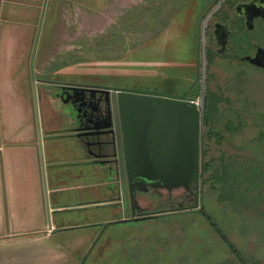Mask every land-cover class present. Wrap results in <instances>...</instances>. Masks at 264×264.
<instances>
[{
    "label": "flooded vegetation",
    "instance_id": "af4514ba",
    "mask_svg": "<svg viewBox=\"0 0 264 264\" xmlns=\"http://www.w3.org/2000/svg\"><path fill=\"white\" fill-rule=\"evenodd\" d=\"M154 6L161 13L159 26L163 23L167 25L174 7L177 8L175 0H159ZM193 19L192 26L195 27L197 43L194 78L182 75L168 76L165 79L167 84L164 83V87L158 92L175 96L198 93L189 99L198 106L200 98L204 95V115L200 133L202 161L197 179L185 185L169 188L164 184L153 183L139 177L132 183L126 181V185L123 186L120 176V155L123 156L125 163L127 156L130 159L151 157L156 154L151 153L149 147L155 146V142L147 138H140L134 145L128 142L125 137L128 138L133 130L137 133L139 130L132 127V115L125 110L123 125L125 137H121L122 149H119L116 134L119 127L122 135L121 112L114 109L110 101L111 94L103 91L104 85L101 83L67 82L37 78L33 74V77H30L31 87L34 88L36 83L37 90L44 94L42 134L48 139L61 141L67 148H74L76 152L93 155L90 161L86 160L83 163L87 165L90 162L93 165L92 175L107 181L110 192L114 193V199L121 206L114 211L115 218L109 225H132L164 216L198 214L211 226L225 248L217 249L213 244L209 250L207 249L205 262L201 263L195 255L197 259L188 260L187 255L181 258L189 264H209L207 258L209 261L211 256L212 264H264V0H205L203 4L195 7ZM219 60L225 61L232 69L231 72L234 73L233 77L242 95L246 89L250 93V96L246 97L248 101L242 106L243 110L249 108L253 111L251 121H248L245 112L242 111L243 113L236 114V120L226 122L225 129L242 132L247 130L245 128L250 123L256 127L251 139L253 154L251 160H244L240 155L234 165L223 163L221 174L216 172L218 169L214 167L211 158L208 159L211 157L209 140L216 143H222L224 140L221 131L215 130L214 123L218 122L219 111L227 105L224 103L221 88L210 86L213 69ZM251 68L261 76L259 89L255 87L256 83L249 70ZM173 82L179 86L185 84L187 86L180 90L176 86L172 87ZM248 82L251 87L247 85ZM260 89L261 96L257 94ZM171 115L175 118L176 111L174 110ZM138 142L140 143L137 144ZM132 147L138 148L140 152H134L131 150ZM172 151L170 156L174 157L175 153ZM68 171L61 172H64V175L59 181L70 182L75 178L71 171ZM211 190L217 191L214 197L208 193ZM207 197L218 203L217 210L224 219L229 218L227 210L235 212L237 222L234 223L229 218L226 228L218 225L206 208ZM77 202L81 203L80 207L71 208L73 203L69 200L64 210L88 209L86 201L76 200ZM101 202L99 199L92 200L90 205L98 207ZM233 232L237 235L235 239ZM89 236L87 234L85 242L78 244L76 251L83 249V245L87 246ZM149 239L150 234H146L138 240L145 242ZM206 239L205 242L216 243L213 238ZM74 253L75 250L68 254L65 264H84L77 262V259L72 261Z\"/></svg>",
    "mask_w": 264,
    "mask_h": 264
},
{
    "label": "rangeland",
    "instance_id": "374dc122",
    "mask_svg": "<svg viewBox=\"0 0 264 264\" xmlns=\"http://www.w3.org/2000/svg\"><path fill=\"white\" fill-rule=\"evenodd\" d=\"M204 1L175 0L177 8L174 7L167 25L163 23L159 26L161 13L155 8L153 1L146 0L144 6L138 9L142 11V15L132 19L135 21L134 24H123L127 29L119 27L112 30L107 39L98 37L97 41H91L88 32L83 31L82 36L75 31L65 32L63 24L57 21V16L42 11L39 36L30 44L31 46L13 48L15 55L17 53L15 71L18 72L22 64V67L24 65L29 71L30 77L34 74L37 78L101 83L110 88L160 91L164 83L167 84L165 79L168 76L182 75L194 78L197 43L195 27L192 26L193 11ZM5 32L3 31L2 35L0 33V38L5 35L4 38L8 40L26 41V31L16 32L19 34L17 37ZM67 33L73 37L71 41L63 40ZM231 70L225 61L219 60L213 69L210 82L212 88H221L224 103L227 105L219 111L218 122L214 123L215 130L221 131L224 140L222 143L209 140L211 157L208 159L211 158L214 167L218 169L216 171L218 174L222 173L223 163L234 165L240 155L244 160L250 161L253 155L251 139L256 129L252 126L253 123L248 124L245 128L247 130L242 132L225 129L226 122L236 120V114L243 113L242 106L248 101L246 97L250 96L247 89L242 95ZM249 70L256 83L255 87L261 88V76L255 69ZM173 83L172 87L176 86L180 90L187 86ZM247 85L251 87L249 82ZM30 88L34 97L33 87ZM260 92L261 89L257 94L261 96ZM244 112L248 121H251L252 109L247 108ZM97 182L92 183L96 187L98 185V192L93 189L90 195L82 193L81 196L79 184L82 181H73L61 189L65 190L62 194L75 195L76 200L79 193V200L98 198L102 201L98 207L89 205L88 209L79 208L77 211L61 209L58 213L56 212L58 210H55L52 214L57 213L64 222V227L58 230V233L51 239L37 243L34 248L38 246L40 248L38 250L18 245L15 248H24L23 251L18 249V252L12 254L0 253V264H65L68 254L74 250L76 253L72 261L77 259V262L84 264H189L181 256L187 255L188 260L198 258L201 263L205 262L207 249L209 250L213 244L217 249L225 248L211 226L198 214L164 216L132 225H109L115 218L114 211L121 206L114 199V193L107 189L109 188L107 183L101 180ZM208 193L214 197L217 191L211 190ZM50 205L54 206L51 200ZM205 205L214 220L223 228L228 226L230 219L234 223L238 220L235 212H231L230 209L226 213L230 219H224L217 210L218 203L211 201L210 197L205 199ZM83 225L89 227H82ZM87 234L90 235L87 246L83 245V249L76 251L78 244L87 239ZM146 234H150L148 241L138 240ZM236 236L233 232L234 239ZM209 238H213L216 243L205 242V239ZM212 262V256L209 261L207 258V263Z\"/></svg>",
    "mask_w": 264,
    "mask_h": 264
},
{
    "label": "crops",
    "instance_id": "0c3cea01",
    "mask_svg": "<svg viewBox=\"0 0 264 264\" xmlns=\"http://www.w3.org/2000/svg\"><path fill=\"white\" fill-rule=\"evenodd\" d=\"M154 1L155 5L159 0ZM145 2L146 0H0L1 35L3 31H6L17 37L19 34L16 32L26 31V41L8 40L4 38L5 35L0 38L1 254L23 251L24 248H18L19 250L15 248L18 245L38 250L40 249L38 246L34 248L37 243L51 239L58 233V230L64 227L63 221L57 214L60 210L57 205L66 204L69 200L73 203L72 207H80L81 203H76L75 195L62 194L65 191L61 189L62 186L71 184L73 181H82L79 184L82 196V193L90 195L93 189L97 190L98 185L94 186L93 181L101 180L107 183L103 178L92 175L93 165L90 162L87 165L83 163L86 160L90 161L93 155H84L81 151L76 152L74 148H67L58 140L48 138L44 140L42 146L47 172L48 196L55 206L53 210H58L56 214H52L53 210H51L52 227H48L49 216L38 126L34 97L30 92L31 78H29V71L24 65L22 67V64L18 72L15 71L17 53L15 55L13 48L31 46L30 44L35 41L42 19V11L45 14L57 16V21L63 24L65 32L75 31L80 36L83 31L88 32V37L94 41L98 37L107 39L112 30H117L119 27L120 29L125 28L123 24H134L135 21L132 19L142 15V11L138 9L143 7ZM127 16L129 18L126 19ZM72 38L67 33L63 40L71 41ZM43 95L41 91H38L40 122L45 112ZM61 169L71 171L70 173L75 178L70 182L59 181L64 175ZM79 197L80 193L78 200ZM92 200L96 201L98 198H84L81 201H86V206H89ZM44 249L43 247L42 250Z\"/></svg>",
    "mask_w": 264,
    "mask_h": 264
},
{
    "label": "water",
    "instance_id": "95a60500",
    "mask_svg": "<svg viewBox=\"0 0 264 264\" xmlns=\"http://www.w3.org/2000/svg\"><path fill=\"white\" fill-rule=\"evenodd\" d=\"M41 27L42 19L37 37L39 36ZM33 90L49 228H51V210L55 209V206L52 207L50 205L48 196L46 166L42 146L43 141L47 137H43L41 130L39 97L36 83H34ZM103 91L111 94V104L117 112H121V119L123 120L122 135L119 127L116 134L119 149H122V145L120 144L122 141L121 137H125V126H123L125 110L132 115V127L139 130L138 133L133 130L128 138L125 137L128 142L134 145L140 138H147L155 142V146L151 145L149 147V151L156 154L151 157H133L130 159L127 156L125 163L123 156L120 155V176L123 186L126 185V181L132 183L139 177L153 183L164 184L169 188L188 184L190 181L198 178L202 161L200 133L204 115V95L200 98V105L198 106L190 102L192 100H189L190 97L198 95V93L193 92L190 93V96L188 93L182 96H175L165 92H147L137 89L110 88L107 86L103 87ZM174 110L176 111V115L175 118H172L171 114ZM171 144L173 145L172 147L170 146ZM137 149L136 147H132L131 150L140 152ZM171 150L175 153L174 157L170 156ZM67 205L63 203L58 204L59 212L61 209L64 210Z\"/></svg>",
    "mask_w": 264,
    "mask_h": 264
},
{
    "label": "trees",
    "instance_id": "16d2710c",
    "mask_svg": "<svg viewBox=\"0 0 264 264\" xmlns=\"http://www.w3.org/2000/svg\"><path fill=\"white\" fill-rule=\"evenodd\" d=\"M214 100H209V102H213Z\"/></svg>",
    "mask_w": 264,
    "mask_h": 264
}]
</instances>
